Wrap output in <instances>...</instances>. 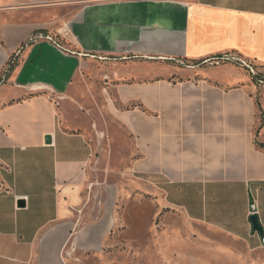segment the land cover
<instances>
[{
	"label": "crops",
	"instance_id": "1",
	"mask_svg": "<svg viewBox=\"0 0 264 264\" xmlns=\"http://www.w3.org/2000/svg\"><path fill=\"white\" fill-rule=\"evenodd\" d=\"M14 2L0 0V264H77L102 249L117 189L99 182L108 198L91 217L99 160L214 241H261L249 221L255 201L264 229L256 86L211 60L264 69V0H88L64 22L13 14Z\"/></svg>",
	"mask_w": 264,
	"mask_h": 264
},
{
	"label": "rangeland",
	"instance_id": "2",
	"mask_svg": "<svg viewBox=\"0 0 264 264\" xmlns=\"http://www.w3.org/2000/svg\"><path fill=\"white\" fill-rule=\"evenodd\" d=\"M14 1L13 14L32 10L34 17L45 15L52 17L50 20L61 17L64 22L88 0ZM53 22L54 29L61 21ZM41 32L37 36L50 35L61 42L54 34L46 33L47 30ZM254 71L249 73L251 84L256 86V99L264 109V69L254 65ZM100 162H96L89 179L95 182L87 193L88 205L92 208L90 216H98L97 207L107 201L108 190L99 186L104 181L117 189L112 199L115 224L99 252L74 253L77 264H264L261 241H252L251 247L242 241H214V234L199 224H190L176 208L163 206L160 198L146 189L137 176L126 174V169L119 165L112 170L104 169Z\"/></svg>",
	"mask_w": 264,
	"mask_h": 264
},
{
	"label": "built area",
	"instance_id": "3",
	"mask_svg": "<svg viewBox=\"0 0 264 264\" xmlns=\"http://www.w3.org/2000/svg\"><path fill=\"white\" fill-rule=\"evenodd\" d=\"M37 37H39V38H47V39L53 41L59 47H63L61 42L55 40L50 35H47V36L39 35ZM209 61H210V59L207 62H209ZM223 61H232V62H235L239 66H241L244 69H246L249 73H252V74L255 73V71H254V64L252 62L248 61L247 59H245L243 57H240L238 55H235V54H226V55H223V56H220V57H216L213 60H211V62L218 63V64L220 62H223ZM252 214H257V215L259 214L258 205H257V203L255 201H252L250 203V205H249V217ZM261 242H262V245L264 246V236L261 237Z\"/></svg>",
	"mask_w": 264,
	"mask_h": 264
},
{
	"label": "water",
	"instance_id": "4",
	"mask_svg": "<svg viewBox=\"0 0 264 264\" xmlns=\"http://www.w3.org/2000/svg\"><path fill=\"white\" fill-rule=\"evenodd\" d=\"M46 139H47V141L51 140V138L49 136H47ZM249 221L251 222L254 231L260 233L261 235L264 234L263 226H262L260 219H259V216L257 214H252L249 217Z\"/></svg>",
	"mask_w": 264,
	"mask_h": 264
},
{
	"label": "trees",
	"instance_id": "5",
	"mask_svg": "<svg viewBox=\"0 0 264 264\" xmlns=\"http://www.w3.org/2000/svg\"><path fill=\"white\" fill-rule=\"evenodd\" d=\"M13 68H14V64H12L10 62V69H13ZM256 103H257L258 110L261 111V115H260V117H261V127L260 128H262L264 126V109H263V107H262V105H261V103L259 101H257ZM258 146L261 149H264V143H258Z\"/></svg>",
	"mask_w": 264,
	"mask_h": 264
}]
</instances>
